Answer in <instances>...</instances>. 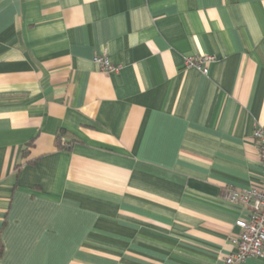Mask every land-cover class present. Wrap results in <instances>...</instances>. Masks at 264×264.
<instances>
[{
    "label": "crops",
    "instance_id": "obj_1",
    "mask_svg": "<svg viewBox=\"0 0 264 264\" xmlns=\"http://www.w3.org/2000/svg\"><path fill=\"white\" fill-rule=\"evenodd\" d=\"M256 125L264 0H0V264H223Z\"/></svg>",
    "mask_w": 264,
    "mask_h": 264
},
{
    "label": "built area",
    "instance_id": "obj_2",
    "mask_svg": "<svg viewBox=\"0 0 264 264\" xmlns=\"http://www.w3.org/2000/svg\"><path fill=\"white\" fill-rule=\"evenodd\" d=\"M92 61L105 74L119 72V66L112 64L105 55L94 56ZM214 61L213 56L189 57L184 60L183 65L206 76L209 65ZM252 137L263 170L262 184L260 188L242 191L226 189L223 192L227 202L241 206L247 213L244 219L235 222L238 234L232 239L233 251L223 259V264H245L249 259L261 257L264 251V125H256Z\"/></svg>",
    "mask_w": 264,
    "mask_h": 264
},
{
    "label": "trees",
    "instance_id": "obj_3",
    "mask_svg": "<svg viewBox=\"0 0 264 264\" xmlns=\"http://www.w3.org/2000/svg\"><path fill=\"white\" fill-rule=\"evenodd\" d=\"M64 136H65V134L60 132V134L56 138L57 144L60 147H62V149L69 150V147L71 146V143H68V141L64 138Z\"/></svg>",
    "mask_w": 264,
    "mask_h": 264
}]
</instances>
